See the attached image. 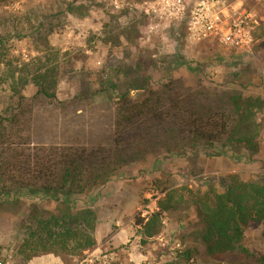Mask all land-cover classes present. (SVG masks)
Listing matches in <instances>:
<instances>
[{"label": "rangeland", "instance_id": "obj_1", "mask_svg": "<svg viewBox=\"0 0 264 264\" xmlns=\"http://www.w3.org/2000/svg\"><path fill=\"white\" fill-rule=\"evenodd\" d=\"M196 1L200 0H81L49 35L59 63L73 56L82 58L72 59L73 70L60 71L54 100H31L36 92L33 86L23 91L30 103L29 146L35 151L41 147L84 150L86 164L94 169L95 185L82 194L68 195L45 193L37 184L29 190L11 185L5 195L11 204L0 202V264H24L17 253L20 223L33 208L40 214H54L86 207L94 212L92 249L73 256L44 254L25 264H102L104 256L106 264H170L176 252L186 247L195 249L191 264H223V259L209 260L193 234L199 219L191 196L210 187L221 191L220 180L231 174L242 181H264V0H204L228 11L242 6L255 14L248 53L211 39L189 42L185 20ZM55 2L0 0V33L12 18L17 28L26 31V15L48 12ZM177 4L184 6L182 18L176 15ZM105 23L120 35V43L106 39ZM4 47H0V60L17 66L42 55L29 38H13ZM136 82L143 88L129 90V98L137 104L144 101L143 113L119 127L118 93ZM3 88L0 113L14 104L8 86ZM234 96L257 97L263 103L253 117L256 152L224 139L209 144L195 138L192 125L186 123L191 109L200 115L232 113ZM171 190L183 192L186 210L163 213L157 235L139 233L136 219L145 224ZM242 245L249 254H264L262 226H248ZM249 259L232 257L235 262Z\"/></svg>", "mask_w": 264, "mask_h": 264}, {"label": "trees", "instance_id": "obj_2", "mask_svg": "<svg viewBox=\"0 0 264 264\" xmlns=\"http://www.w3.org/2000/svg\"><path fill=\"white\" fill-rule=\"evenodd\" d=\"M79 1L81 0L64 3L56 0V7L50 11L44 13L41 10L26 15V31L17 28V24L13 23L16 18H12L8 29L3 34L0 33L1 48H5V43L13 38H29L35 51L42 53L36 54L20 66L0 60L3 64L0 91L7 85L11 93L10 99L14 103L0 113V197L3 196L0 202L4 199V204H11V201H6L8 197L5 196L11 192V185L29 190L37 184L45 193L64 195L82 194L95 185L94 169L86 164L84 150L78 152L71 148L41 147L35 151L29 146L27 114L30 103L23 94L25 88L33 86L36 92L31 100H54L60 71L73 70L75 62L72 59L82 58L80 55L73 56L59 63L49 40V35L61 27L65 14L73 13L76 2ZM103 29L109 42L120 43V35L113 34L107 23ZM141 81L144 83L146 78ZM141 86L140 82H136L135 86H125L124 91L118 93V111L122 116L117 126L120 127L143 113L144 101L137 104L129 98V90ZM112 88L114 89L113 86ZM232 105L233 111L230 114L222 112L200 115L193 109L188 110L186 123L192 125L190 133L195 138L205 139L209 144L219 143L224 139L225 143L232 146H241L251 152L258 151V134L253 117L255 109H261L263 103L257 97L252 99L234 96ZM145 107L151 109L150 106ZM173 107L181 109V106ZM219 187L221 191L210 187L202 194H192L191 204L199 219V226L193 234L196 233L201 240L209 260L223 259V264H264V254H249L242 245L244 231L250 225L262 226L264 236V181H242L237 175L231 174L220 180ZM164 196L158 202L159 210L145 224L141 218L136 219L134 225L139 227V233L148 237L157 235L161 232L163 213L180 208L186 210L183 207L185 200L182 191H167ZM93 220L94 212L89 207L77 212L65 210L54 214H40L33 208L21 220L22 239L17 253L24 264L33 257L44 254H81L95 245ZM194 254L195 249L192 247L178 250L170 264H191ZM236 255H244L250 259L248 262H235L232 257Z\"/></svg>", "mask_w": 264, "mask_h": 264}, {"label": "built area", "instance_id": "obj_3", "mask_svg": "<svg viewBox=\"0 0 264 264\" xmlns=\"http://www.w3.org/2000/svg\"><path fill=\"white\" fill-rule=\"evenodd\" d=\"M168 0H162L166 2ZM179 1V0H178ZM184 6L177 4L176 15L183 17ZM256 23L255 14L242 6L217 8L215 2L196 1L190 6L189 15L185 20L188 41L197 43L211 39L233 51L248 53L252 43V28ZM107 257L101 258L106 264ZM91 261V260H90Z\"/></svg>", "mask_w": 264, "mask_h": 264}]
</instances>
